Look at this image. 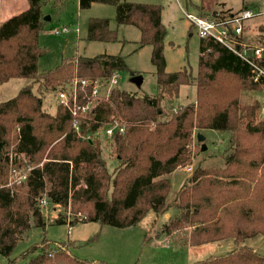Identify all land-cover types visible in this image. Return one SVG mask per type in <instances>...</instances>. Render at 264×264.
<instances>
[{"label":"trees","instance_id":"trees-1","mask_svg":"<svg viewBox=\"0 0 264 264\" xmlns=\"http://www.w3.org/2000/svg\"><path fill=\"white\" fill-rule=\"evenodd\" d=\"M48 1L29 0L25 12L0 22V86L12 79H28L58 92L76 80L99 82L104 87L115 74L128 71L121 55L100 54L64 58L55 69L39 73V60L48 54L39 43L46 25L43 7ZM93 4L114 6L117 24L140 31L139 49L152 47L158 93L140 96L118 86L110 93L104 90L80 117L78 129L72 127L69 107L59 104L56 114L50 115L43 111L42 98L31 87L0 103V255L10 259L32 229H46L43 201L70 208L71 221L58 216L53 223L71 228L99 223L128 229L151 211L163 213L169 207L168 176L192 162L188 147L198 130L229 134L225 166L196 168L173 201L179 215L166 232L182 231L176 244L191 248L225 241L236 246L227 254L194 264H264V255L243 245L247 239L264 236V121L257 120L258 104L240 103L242 93L264 88V77L213 38L200 39L197 76L187 67L169 73L164 56L167 30L160 5L79 0L81 10ZM205 8L201 6L199 16L223 21L248 6L235 11L206 12ZM247 29L244 26L242 35L231 36L239 52L244 45L254 48L246 38ZM86 40L120 42L107 18L89 19ZM260 48L261 57L249 52L248 60L264 71V46ZM194 84L196 103L166 118L165 95L177 98L181 87ZM92 88L79 86L80 106L88 102ZM115 121H122L125 131L108 138L119 161L112 173L102 153L100 133ZM23 163L29 168L25 180L10 185V175L12 178ZM145 236L147 239L148 234ZM73 244L44 238L9 264L21 259L25 264H105L79 260L70 252Z\"/></svg>","mask_w":264,"mask_h":264},{"label":"rangeland","instance_id":"rangeland-1","mask_svg":"<svg viewBox=\"0 0 264 264\" xmlns=\"http://www.w3.org/2000/svg\"><path fill=\"white\" fill-rule=\"evenodd\" d=\"M122 1L156 4L163 8V24L167 30L164 56L167 64L166 71L169 73L178 72L187 67L191 69L194 76H197L200 38L185 14L199 16L201 6L204 4L207 8L206 2L211 5L207 12L229 10L226 8H232L235 11L248 6L244 8V11H254L256 16L245 23V26H248L246 38L250 40L251 47L264 46V0ZM222 4L227 6H221ZM28 7L29 0H0V22L25 12ZM43 15L46 25L40 34L39 43L48 51V54L39 60V73L55 69L64 58L71 59L77 56L92 58L100 54L121 55L126 60L128 71L118 74L117 86L140 96H155L158 93L155 67L151 62L152 47L145 46L139 49L140 31L133 26L117 24L114 6L93 4L91 8L81 10L79 0H49L43 7ZM91 18L109 19L111 29L117 32L120 42L107 44L87 41L88 21ZM260 27L262 32L259 30ZM57 31L60 33H56ZM133 72L142 76L143 82L140 86L131 82ZM25 87H31L32 92L42 98L43 111L50 115L56 114L58 105L62 104L59 100V92L45 88L43 83L28 79H12L0 86V103L15 98ZM196 100L195 84L181 87L177 98L166 94L163 103L166 118L174 115L180 108L196 103ZM240 103L246 106L258 104L257 120L264 121V88L259 92L242 93ZM199 133L205 136L202 143L197 140ZM100 137L104 159L110 172L113 173L119 166V161L111 140L102 132ZM229 137L228 133L216 131L193 132L192 141L188 147L192 154V162L187 166L179 167L168 176L171 183L167 198L169 207L163 213L157 214L151 211L132 230L102 226L99 223L77 224L71 228L66 224L53 223L58 216L66 217L67 222L71 221L73 216L70 208L64 209L54 207L47 202L42 203L43 215L48 223L46 229H32L16 247L10 259L0 255V264H9V260L20 257L23 252L40 243L44 238L52 243L73 242L70 252L76 258L105 264H194L197 261L231 252L236 247L232 241L191 248L176 244V239L182 236V231H174L172 234L166 232L167 225L179 215L173 201L181 188L189 183L196 168L225 166L224 155L229 150ZM203 143L206 145L205 151H202ZM22 159L23 156L17 160ZM187 167L192 168L191 172L186 171ZM28 171V166L23 163L20 170L14 172L12 178L10 175V185L25 180ZM146 234H148L147 239ZM243 245L264 255L263 235L247 239ZM15 264H25V261L17 260Z\"/></svg>","mask_w":264,"mask_h":264},{"label":"built area","instance_id":"built-area-1","mask_svg":"<svg viewBox=\"0 0 264 264\" xmlns=\"http://www.w3.org/2000/svg\"><path fill=\"white\" fill-rule=\"evenodd\" d=\"M187 20L191 23L193 28L196 30L200 39L213 38L216 41L226 45L235 53H237L242 59L250 63L254 68L259 72L260 75L264 77V71L257 68L252 62L248 60V53L250 52L256 58L261 57L263 49L260 47L250 48L249 45H244L243 52H239V49L236 46V42L231 38L232 35H241L243 33V28L247 20L256 16L254 11H242L239 14L223 21H215L212 19L204 18L201 16H194L191 14H185ZM56 33H60L57 31ZM118 74H115L111 81L107 85L95 82L93 83L90 80L83 81H74L72 82L67 89L59 91V100L64 105L70 108L72 112V127L75 129L79 128L80 117L86 114L92 108V100L101 98L103 91L110 93L111 90L118 85ZM256 78L255 81H257ZM93 86L91 91V96H88V102L82 106L79 105V86L81 89ZM125 131V126L122 121H115L109 126H107L103 134L107 138H112L115 134H122ZM192 168L187 167L186 171L191 172ZM46 201H43L45 204Z\"/></svg>","mask_w":264,"mask_h":264},{"label":"water","instance_id":"water-1","mask_svg":"<svg viewBox=\"0 0 264 264\" xmlns=\"http://www.w3.org/2000/svg\"><path fill=\"white\" fill-rule=\"evenodd\" d=\"M131 82H133V83H135V84H137V85L140 86L142 84V82H143V78H142L141 75H134L131 78ZM197 138H198V141L201 142V143L204 142V140H205V136L202 135V134H198ZM205 150H206V145L203 143V145H202V151H205Z\"/></svg>","mask_w":264,"mask_h":264},{"label":"crops","instance_id":"crops-1","mask_svg":"<svg viewBox=\"0 0 264 264\" xmlns=\"http://www.w3.org/2000/svg\"><path fill=\"white\" fill-rule=\"evenodd\" d=\"M204 5V4H203ZM206 6H207V8H206V12L207 11H209V9H210V7H211V5H209L207 2H206ZM225 6H227V4H225ZM226 8V7H225ZM226 9H232V8H226ZM162 22H163V13H162ZM135 228V227H134ZM130 230H132L133 228H129Z\"/></svg>","mask_w":264,"mask_h":264}]
</instances>
